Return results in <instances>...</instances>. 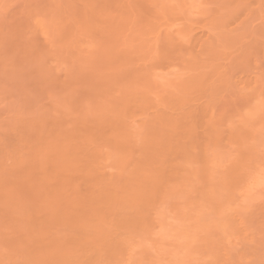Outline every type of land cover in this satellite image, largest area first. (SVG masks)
Here are the masks:
<instances>
[{
  "label": "rangeland",
  "instance_id": "1",
  "mask_svg": "<svg viewBox=\"0 0 264 264\" xmlns=\"http://www.w3.org/2000/svg\"><path fill=\"white\" fill-rule=\"evenodd\" d=\"M0 264H264V0H0Z\"/></svg>",
  "mask_w": 264,
  "mask_h": 264
}]
</instances>
